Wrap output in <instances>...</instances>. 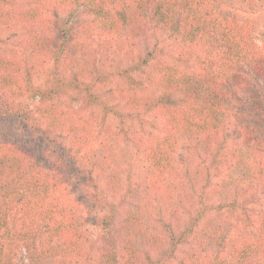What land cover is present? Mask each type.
I'll return each mask as SVG.
<instances>
[{
	"label": "trees",
	"instance_id": "1",
	"mask_svg": "<svg viewBox=\"0 0 264 264\" xmlns=\"http://www.w3.org/2000/svg\"><path fill=\"white\" fill-rule=\"evenodd\" d=\"M261 2L0 0L10 33L0 50L11 53L0 55V116L20 117L50 145L39 162L24 140L0 138V264H264L263 125L236 101L264 83V29L241 15ZM155 32L175 60L135 52ZM114 48L130 62L118 68L130 88L97 65ZM108 113L157 130L124 148ZM208 159L224 168L213 184ZM82 174L93 208H104L101 189L115 198L93 222L99 240L72 190Z\"/></svg>",
	"mask_w": 264,
	"mask_h": 264
},
{
	"label": "rangeland",
	"instance_id": "2",
	"mask_svg": "<svg viewBox=\"0 0 264 264\" xmlns=\"http://www.w3.org/2000/svg\"><path fill=\"white\" fill-rule=\"evenodd\" d=\"M242 16H246L248 18H252L254 20V25L259 28V29H264V0L261 2V7L259 10L255 11L254 13H241ZM66 17L63 16L60 18V27L64 26ZM7 28L4 27L1 24V29L3 30L2 33L0 31V34L3 36H10L9 31H6ZM59 31V30H58ZM60 32V31H59ZM10 41H12L14 38L11 37L9 38ZM9 45H4V47L0 50V55L3 56H11L10 51L8 50ZM151 52V60L150 63L161 59V58H166L167 60H175V51H174V46L169 38L165 34L155 32L153 34H149L145 38H140L135 47V52L141 57L146 56L147 52ZM122 50L119 49H113L109 50L107 52H102L95 57L97 58V65L100 68V70L104 73H108V78L111 81V84L115 85H120L122 87H127L130 88L134 86L135 84L132 83V81L128 78H125L124 76H119L118 68H124L130 65V62L127 57L122 53ZM17 57V56H15ZM21 57V56H20ZM122 60V61H119ZM46 68L49 70H53L50 66L48 67L46 65ZM26 70V67H22V71ZM148 70V68H146ZM39 72V71H38ZM38 74V73H35ZM138 73L134 72L131 74L132 78L134 80L138 78H142L140 76H137ZM41 79H39V82H43L42 80H46V76L42 72L41 74ZM136 78V79H135ZM236 101L239 105L242 106V110L244 112L249 113L251 117V121H257L259 124L263 125V132H264V83H261L259 81H251L245 88H241L236 91ZM37 98H22L21 100L23 101V105L25 102L32 103L35 101ZM20 100V101H21ZM94 116L96 119H99L102 115L103 112L100 110V108L95 107L94 109ZM104 122L106 125H109L112 130L114 131L115 135L119 137V139L123 142L121 143L122 147L124 148H131L132 143L130 140H146L150 134L156 132V127L151 125L149 122H145L143 125L139 124L138 121H128L125 126L122 127V125L119 123V120L116 116H114L111 113L105 114V119ZM132 124V132L134 134H130L131 139L125 137V134L123 132V129H129V125ZM21 118L17 116H0V138L9 136L15 139H20L24 140V145L25 147L30 150L33 156L39 161L43 162L44 158V152H46V149L50 147L49 143L46 142L41 136H37L34 129L32 127H29L28 130L25 128L21 129ZM153 126V127H152ZM131 129V128H130ZM23 130V133H22ZM22 133V134H20ZM207 163L210 166V180L211 184L215 183L217 179L219 178L220 175L224 173V168L220 166L219 164H216L214 161H211L208 159ZM85 174H82L80 177L77 179H71V185H72V190L75 192L76 196L81 198L84 202H86L88 207L90 208V213L88 216V222H89V229L91 233V237L95 238L96 240H99L101 236V230L100 228L95 224L93 225V222L98 220L99 217H104L106 216L107 212L106 208L109 207V205L113 202H115V198L110 194L109 191L106 189H101L100 193L105 195L104 198V208L102 211L99 209H95L94 207V202L90 199V195L87 194L86 192H92L94 190V187L91 183H86L83 178ZM75 176V175H74ZM197 200V196H196ZM199 204L196 203V206L190 210L191 216L196 215L197 210L199 208ZM183 222L187 223L188 218L190 216V213H183Z\"/></svg>",
	"mask_w": 264,
	"mask_h": 264
}]
</instances>
